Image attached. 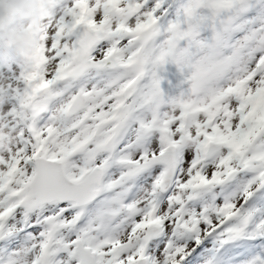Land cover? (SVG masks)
<instances>
[{
	"label": "snow or ice",
	"instance_id": "snow-or-ice-1",
	"mask_svg": "<svg viewBox=\"0 0 264 264\" xmlns=\"http://www.w3.org/2000/svg\"><path fill=\"white\" fill-rule=\"evenodd\" d=\"M0 264H264V0H45L0 52Z\"/></svg>",
	"mask_w": 264,
	"mask_h": 264
},
{
	"label": "rangeland",
	"instance_id": "rangeland-1",
	"mask_svg": "<svg viewBox=\"0 0 264 264\" xmlns=\"http://www.w3.org/2000/svg\"><path fill=\"white\" fill-rule=\"evenodd\" d=\"M9 3L11 11L0 22V52L11 48H27L31 43V31L37 22L43 0H0Z\"/></svg>",
	"mask_w": 264,
	"mask_h": 264
},
{
	"label": "water",
	"instance_id": "water-1",
	"mask_svg": "<svg viewBox=\"0 0 264 264\" xmlns=\"http://www.w3.org/2000/svg\"><path fill=\"white\" fill-rule=\"evenodd\" d=\"M10 5L6 2H0V21H2L10 12Z\"/></svg>",
	"mask_w": 264,
	"mask_h": 264
},
{
	"label": "bare ground",
	"instance_id": "bare-ground-1",
	"mask_svg": "<svg viewBox=\"0 0 264 264\" xmlns=\"http://www.w3.org/2000/svg\"><path fill=\"white\" fill-rule=\"evenodd\" d=\"M42 3L44 4L45 3V0H43Z\"/></svg>",
	"mask_w": 264,
	"mask_h": 264
}]
</instances>
